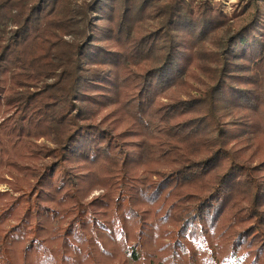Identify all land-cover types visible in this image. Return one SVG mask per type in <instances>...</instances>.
I'll use <instances>...</instances> for the list:
<instances>
[{
  "label": "trees",
  "instance_id": "obj_1",
  "mask_svg": "<svg viewBox=\"0 0 264 264\" xmlns=\"http://www.w3.org/2000/svg\"><path fill=\"white\" fill-rule=\"evenodd\" d=\"M257 2L0 0V264H264Z\"/></svg>",
  "mask_w": 264,
  "mask_h": 264
},
{
  "label": "rangeland",
  "instance_id": "obj_2",
  "mask_svg": "<svg viewBox=\"0 0 264 264\" xmlns=\"http://www.w3.org/2000/svg\"><path fill=\"white\" fill-rule=\"evenodd\" d=\"M213 1H220L222 2L223 4V7L225 9V12L228 13V14H232L233 11H234V5H236L238 2L242 1V0H213ZM257 6L261 9V11L264 13V0H258L257 2ZM254 9L252 8L251 10L247 11L246 13H244L243 15L239 16L236 20H234V22L231 24L234 29H239L244 23L245 21L248 20L249 18V15L251 14V11H253ZM199 77L201 80H204V81H209L208 77L206 76L205 73L203 72H200V71H197ZM191 82H193L194 84H196V86H200L202 85L201 81L199 79L197 80H194L192 79ZM1 121V119H0ZM38 145H45V146H48L50 148H53L54 147V144L48 140V139H41L39 141L36 142ZM50 159H44V160H41L39 162H37V165H43L47 162H49ZM16 175V173H15ZM19 176L20 178H22L21 175H17ZM3 179H6V180H10V181H13V176L10 174L9 170L7 168L3 169L1 172H0V193H9L11 194V196L13 197H18L19 194L17 193H14L11 189V186H10V182L9 183H6L3 181ZM33 183V181H32ZM105 192L104 189H96L94 190L91 195L89 196L88 199L85 200V202H89L90 200H92V198L94 197H97L101 194H103ZM7 199V198H6ZM6 199H3V200H0V208L2 207V204L5 203V200ZM71 218H68V221H70ZM16 223V221L13 219L9 222H6L4 223L2 226H0V236L1 235H4V233H6V231L9 230V228L14 225ZM65 225H67V220L65 222ZM27 243L24 244V246H26ZM113 264H120L119 262H116V263H113Z\"/></svg>",
  "mask_w": 264,
  "mask_h": 264
}]
</instances>
